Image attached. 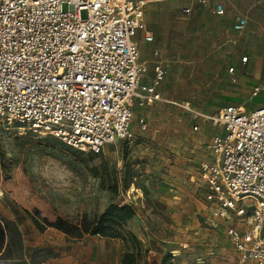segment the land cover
<instances>
[{
	"label": "rangeland",
	"instance_id": "1",
	"mask_svg": "<svg viewBox=\"0 0 264 264\" xmlns=\"http://www.w3.org/2000/svg\"><path fill=\"white\" fill-rule=\"evenodd\" d=\"M175 10L162 1L144 12L167 37L168 54L162 59L148 49L157 46L154 33L151 44L137 45L139 58L147 60L142 84L151 86L158 63L164 74L155 87L158 99L134 107L130 140L117 139L92 153L0 123V224L10 223L9 231L0 232V264H119V239H75L51 226L57 219L74 225L93 220L112 203L134 209L124 229L147 249L146 264H252L240 260L226 236L232 221L214 215L206 188L190 178L198 176L220 132L206 117L232 104L256 108L264 104V93L252 96L249 86L236 81L228 71L229 54L198 61L195 26L175 22ZM79 16L85 18L86 11Z\"/></svg>",
	"mask_w": 264,
	"mask_h": 264
},
{
	"label": "built area",
	"instance_id": "2",
	"mask_svg": "<svg viewBox=\"0 0 264 264\" xmlns=\"http://www.w3.org/2000/svg\"><path fill=\"white\" fill-rule=\"evenodd\" d=\"M145 2L0 0V123L92 153L117 139L130 140L134 107L158 99L155 87L164 74L158 63L151 86L142 84L146 65L135 37L152 39ZM215 13H223L221 5ZM246 24L236 16L232 28L240 32ZM260 92L264 84L251 94ZM206 119L221 131L190 180L206 188L217 218L232 221L226 236L240 260L264 264V104L227 105Z\"/></svg>",
	"mask_w": 264,
	"mask_h": 264
},
{
	"label": "crops",
	"instance_id": "3",
	"mask_svg": "<svg viewBox=\"0 0 264 264\" xmlns=\"http://www.w3.org/2000/svg\"><path fill=\"white\" fill-rule=\"evenodd\" d=\"M162 1L175 7L176 10L172 17L175 22L184 26L189 23L195 26L194 34L197 36V49H201L197 51L196 59L198 61L215 53L229 54L230 64L232 65L230 67L233 68V74L239 84L249 86L251 91L254 86L264 84L263 0H204L203 3L195 2V0H146L143 12L149 11L152 5ZM217 4L221 5L222 14L215 13ZM187 7H191L188 14L184 12ZM236 16H244L247 20L245 28L240 32L232 28ZM168 18L170 16L161 15L159 17L160 20ZM144 20L146 30L151 33L152 39L146 41L142 36L136 35V44L140 43L143 46L151 44L154 33L158 37L157 46L153 45L148 47V49H151L153 54L154 51L159 52L160 58H166L168 54L166 51L167 37L161 34L159 28L154 27L146 20L145 14ZM185 31L184 35L186 38L184 37L183 40H187L190 37L189 31ZM170 42L174 43V40L172 39ZM174 46L175 52L183 55L182 50H177L176 43ZM239 53H245L243 55L247 57L245 62L241 61L242 56L240 57ZM139 61L145 63V65L147 63V60H141L140 58ZM183 103L191 105L190 101H184ZM189 106H186V108H190ZM219 131L221 130L219 129Z\"/></svg>",
	"mask_w": 264,
	"mask_h": 264
},
{
	"label": "trees",
	"instance_id": "4",
	"mask_svg": "<svg viewBox=\"0 0 264 264\" xmlns=\"http://www.w3.org/2000/svg\"><path fill=\"white\" fill-rule=\"evenodd\" d=\"M134 209L127 205L109 204L105 210L93 220L83 218L78 224L57 219L51 226L61 230L71 238L81 239L85 235L100 236L109 239H119L123 244V251L119 264H146L143 261L147 249L131 231L125 230L124 225L134 217ZM10 230V223L3 220L0 232ZM1 251V244H0Z\"/></svg>",
	"mask_w": 264,
	"mask_h": 264
},
{
	"label": "bare ground",
	"instance_id": "5",
	"mask_svg": "<svg viewBox=\"0 0 264 264\" xmlns=\"http://www.w3.org/2000/svg\"><path fill=\"white\" fill-rule=\"evenodd\" d=\"M133 185V184H132Z\"/></svg>",
	"mask_w": 264,
	"mask_h": 264
}]
</instances>
